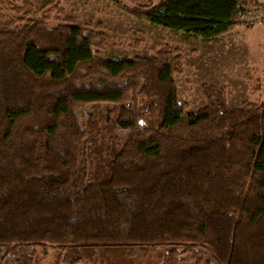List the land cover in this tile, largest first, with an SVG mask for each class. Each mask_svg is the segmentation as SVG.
<instances>
[{"label": "trees", "instance_id": "16d2710c", "mask_svg": "<svg viewBox=\"0 0 264 264\" xmlns=\"http://www.w3.org/2000/svg\"><path fill=\"white\" fill-rule=\"evenodd\" d=\"M241 3L123 8L211 41L229 30ZM75 22L23 16L0 24V248L17 264H31L36 247L58 249L62 264L82 263L87 250L156 248H164L162 264H264V102L231 107L225 89L205 84L207 106L188 115L174 80L180 49L106 59L109 37ZM101 105L118 111L125 143L114 146L107 178L91 182L84 108Z\"/></svg>", "mask_w": 264, "mask_h": 264}, {"label": "rangeland", "instance_id": "374dc122", "mask_svg": "<svg viewBox=\"0 0 264 264\" xmlns=\"http://www.w3.org/2000/svg\"><path fill=\"white\" fill-rule=\"evenodd\" d=\"M27 1L30 3L25 9L30 11L27 15L23 8L20 13L11 8L14 5L23 7ZM158 1L0 0V24L25 16L26 19L38 18L50 26H58L71 17L84 33L109 37V45H104L101 50L106 59L153 58L161 47L178 48L183 54V64L182 72L174 76L178 88L177 101L189 105L188 115H195L207 106L202 91L205 84L225 89L231 107L240 106L244 102H264V0H242L241 9L229 30L211 41L187 38L182 32L129 16L123 8L124 5ZM102 37L95 42H100ZM99 108H102L100 121ZM89 112L93 116L86 117ZM117 114L118 111L111 105L84 108L87 121H94L91 126L93 151L90 159H94L91 182L107 178L106 165H109L114 146L121 147L125 143V137L119 139L116 135ZM108 139L111 141L107 151L110 154L104 152L107 159L103 161L102 157L98 161L102 141L105 143ZM114 139L118 144L112 142ZM58 251L52 247H36L31 251V264H62L56 260ZM84 255L80 264H162L164 248L116 251L93 249L87 250ZM182 257L191 260L189 253ZM18 258V255L3 251L0 253V264H17Z\"/></svg>", "mask_w": 264, "mask_h": 264}, {"label": "flooded vegetation", "instance_id": "af4514ba", "mask_svg": "<svg viewBox=\"0 0 264 264\" xmlns=\"http://www.w3.org/2000/svg\"><path fill=\"white\" fill-rule=\"evenodd\" d=\"M101 110H102V108H99V109H98V112H99V115H100V117H99V119H98L99 121H100V118H101V113H100ZM106 121L108 122V118H106ZM98 124H99V123H98ZM92 125H94V121H93V120H92ZM102 142H103L102 149H100L99 152H100V151L102 152L103 161H104V160L107 159L106 156L103 155L104 152H106L107 155L110 154V153L108 154L107 151H108V147L110 146L111 141H110V139H108L105 143H104V141H102ZM114 149H115V148H114ZM101 152H100V153H101ZM91 157H92V153H91ZM92 160L94 161V159H92Z\"/></svg>", "mask_w": 264, "mask_h": 264}, {"label": "water", "instance_id": "95a60500", "mask_svg": "<svg viewBox=\"0 0 264 264\" xmlns=\"http://www.w3.org/2000/svg\"><path fill=\"white\" fill-rule=\"evenodd\" d=\"M86 115H87V117H90V116H93V113H86ZM3 252V249L2 248H0V253H2Z\"/></svg>", "mask_w": 264, "mask_h": 264}]
</instances>
